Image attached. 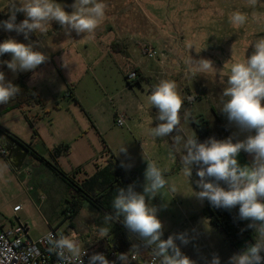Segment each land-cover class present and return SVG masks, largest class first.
<instances>
[{
	"label": "rangeland",
	"instance_id": "1",
	"mask_svg": "<svg viewBox=\"0 0 264 264\" xmlns=\"http://www.w3.org/2000/svg\"><path fill=\"white\" fill-rule=\"evenodd\" d=\"M56 2L62 4L65 11H72L71 5L74 0ZM104 2L108 6L106 17L91 34L77 35L72 31L69 36L57 22L53 21L49 33L44 35L31 33L26 40L23 34L5 31L0 27V31H5V34L0 35V42L14 38L25 44H33L34 50L48 56V60L38 66L35 74L30 71L28 84L35 88L36 95L42 101L43 110L51 112L50 118L53 116L56 118L58 115L65 117L60 118L59 124L54 119L55 122L50 126L46 117L44 121H39L34 117V112H31L27 114L30 120L26 117L23 119L22 116L17 118L3 116L1 126L12 130L19 140L27 144L32 142L38 152L47 159L48 150L58 145L60 140H65L72 147L71 155L61 157L58 164L65 173H71L72 166L76 164L81 165L84 171L91 172L93 164L102 163L108 154H111L119 164H130L133 167L139 164L144 172L147 166L143 159L144 152L146 156L156 160L160 167L168 170L165 174L167 179H182L181 182L188 186L190 193L200 191L194 175L189 184L181 169L174 170L168 137L153 140L149 135V128L158 123L154 119L158 110L152 108L147 100L152 86L157 84L156 81L152 79L149 83L142 81L139 85L128 86L123 72L117 67L119 56L111 50L110 45L115 41L116 33L127 32L128 35H132L127 42L133 60L140 62L143 67L150 68L155 61L161 59L163 43L167 42L168 36L179 38L175 44H171L170 39L168 43L170 46L173 45V49L179 55L172 61V65L180 61L184 66H179L178 70L171 64L168 67L162 64L159 80L175 81L179 93L181 88L182 98L194 97L193 102L196 104L205 99L203 105L217 107L221 100V92L216 86L221 85V77L217 78L213 76L214 74L193 76L185 65L184 58L191 53L187 44L193 43L197 50L204 48L197 54L212 60L214 66L230 69L232 63L242 61L251 55L253 51V47L249 46L251 42L264 37V0H258L255 8L249 7L247 0H104ZM8 3L9 0H0V21L7 20L11 14ZM235 11L248 16L247 22L239 28L234 27L229 21L230 15ZM16 14L21 18L19 20L16 15V23L25 19L23 13ZM138 44L151 45L156 50L157 57L147 58ZM170 50L171 48L167 51L168 54ZM192 50L196 54L195 49ZM10 59L9 54L0 56V61ZM64 61L67 66H64ZM0 71L12 73L5 64H0ZM157 75L155 73V76ZM185 85L191 87V95H188ZM69 88L73 92V97H69ZM74 101L78 102V105H74ZM54 103L62 108L59 114L53 110ZM67 104L72 107L70 111L64 108ZM37 111L42 110L37 108ZM121 113L125 115V126L122 128L116 126L114 122L115 114ZM225 122L227 124V121ZM181 126L187 134H192L193 129L189 120H183ZM36 134L38 137H34ZM122 144L127 147V154L117 155ZM104 149L107 153H104ZM3 159L0 156V217L5 225L14 223L12 207L20 205L21 211L17 216L29 226L31 238H37L49 230L46 222L57 232L65 230L68 227V219L63 213L66 192L61 193L58 188L60 186L55 187L54 183L48 182L52 193H47L46 200L41 204L40 210H37L31 196L25 190L28 188L26 179L14 177L5 179L13 174L5 171ZM24 166L33 169L27 159ZM136 172L134 170L125 174L129 179H134ZM42 176L48 178L43 173L38 178L41 179ZM34 181L35 179H32L30 182ZM139 181L142 185L145 183L144 179H138ZM61 185L66 188L64 184ZM163 202L158 199V204L164 212L166 209ZM103 219L105 220V215L88 203H83L81 210L72 220V229L81 236V241L88 244L97 240V231L103 224ZM107 224L112 226L116 221ZM223 243L222 240L214 247L212 245L206 247L194 241L187 256L196 264H206L213 254H216L220 258V264H228L229 258L237 251Z\"/></svg>",
	"mask_w": 264,
	"mask_h": 264
},
{
	"label": "clouds",
	"instance_id": "2",
	"mask_svg": "<svg viewBox=\"0 0 264 264\" xmlns=\"http://www.w3.org/2000/svg\"><path fill=\"white\" fill-rule=\"evenodd\" d=\"M248 6L255 8L258 0H247ZM10 16L0 21L5 31L23 34L27 40L31 33L41 35L49 32L51 23L57 22L70 36L72 31L77 35L93 33L106 17L107 4L104 0H74L72 11L67 12L56 0H9ZM23 13L25 19L16 23V13ZM248 20L240 11L233 12L230 23L239 28ZM253 47L250 56L231 64L226 82L224 74L214 66L210 59H194L190 54L185 60L189 72L197 74H216L221 77L222 106L219 111L226 117L228 125L235 126L237 133L226 139L218 140L209 137L199 142L196 134H187L181 126L182 119L188 121L190 113L181 114L185 100L177 91L173 80L162 79L152 86L147 97L149 105L155 107L158 121L151 126L149 135L156 140L171 137L172 158L179 153L181 172L190 184L193 168L196 169L198 192L193 195L200 201L207 200L216 208L231 211L238 207L237 219L248 221L247 228L254 231V243L242 251L233 254L228 264H264V37L251 42ZM187 48L197 50L193 43ZM9 54L10 60L0 61L12 73L33 72L48 60L43 52L34 50L31 43L25 44L14 38L0 42V56ZM233 55V49H232ZM64 66L67 64L64 61ZM21 89L6 80L5 73L0 71V105H6L20 93ZM189 101L194 97H188ZM153 118L150 119L152 125ZM243 139L238 138L244 134ZM127 147L122 144L118 154H127ZM241 151L252 157L250 164L241 165L238 156ZM147 166L144 171L143 191L135 190L130 184L118 188L111 202L112 212L105 216L104 223L119 221L127 229L134 243L130 250L117 254L120 264H132L142 248L151 249L153 264H196L181 251L177 244L187 245L190 237L186 232L172 234L163 239L164 225L159 219V209L151 204L158 195L163 197L165 190L174 193L176 185L166 178V168L143 152ZM126 169L130 164H121ZM224 185V186H222ZM226 186V187H225ZM174 195V196H175ZM173 196V197H174ZM110 229L99 227L97 240L107 238ZM49 251L54 253L59 264H84L83 257L88 255L84 245L75 232L69 235H48ZM87 264H116L109 261L103 253L93 252L88 256ZM206 264H220L218 255L213 254Z\"/></svg>",
	"mask_w": 264,
	"mask_h": 264
},
{
	"label": "crops",
	"instance_id": "3",
	"mask_svg": "<svg viewBox=\"0 0 264 264\" xmlns=\"http://www.w3.org/2000/svg\"><path fill=\"white\" fill-rule=\"evenodd\" d=\"M3 34H5V31H0V35H3ZM116 34H118V33H116ZM116 34H115V41H118L123 48V53H116L117 56H119V60L117 61V63L119 65L117 67L120 69L121 72H123V77L125 76V73L128 70H133V71L138 70L140 72V74L142 75V78H143L141 80V82L145 81L146 83H149L150 80L154 79L156 81V83H158L160 81L159 80L160 79V71L163 67L162 64H164V67H168V65H170V64L172 65V61H174V59H176L175 57H179V55L176 53V50L173 49V45L170 46L168 43V39H170L171 44H175L176 42H178L179 38L174 37L172 35H169L167 42L163 43L164 48L161 52V55L165 58V61H163L164 58L163 59L161 58V59H159V61H155L154 64L151 65L150 68L143 67V66H141L140 62H135L133 60L131 50L129 51V49H128V42L127 41H128V39L130 41V39H131L130 37H132V35H128L127 32H121L118 35H116ZM180 39H182V38H180ZM158 40H159V38H157L156 41H158ZM180 47H183V46L180 45ZM169 48H171V50L168 54L167 51H169ZM190 50H191V53H189V54L194 59L204 58L203 56H199L197 53L195 54L192 49H190ZM174 53H176V56L174 55ZM189 54H188V56H189ZM184 59H187V56H185ZM172 66L177 67V69L179 70V68H180L179 66L183 67L184 64L179 61L177 63H174ZM215 67L217 69H219L224 74L223 79L226 82L227 75L229 74V69H227L225 67L218 66V65H215ZM167 70H168V68H167ZM155 73L158 75L155 76ZM29 74H30V72H28V73L18 72L15 74H12L10 72H6L5 77H6V80H10L12 83L16 82L20 78L23 79L25 84L28 87L33 88L34 92L36 94L35 88L33 86H31L30 84H28L29 83L28 82V75ZM200 76L203 77L205 75L200 74ZM213 76H215L217 78L220 77L216 74H214ZM201 86H203V83H201ZM216 87L220 88L219 90L221 92L220 93L221 100L218 103V106H217L218 108L215 107L214 105L212 106L210 104L209 105H203L205 102V99L201 100L200 102H197V104L192 101L193 103H191L186 108V111L190 113L189 121H190L191 117L202 116L205 119V121L207 122L208 128L210 131H213L218 126V122L214 116L213 110L216 111L221 116V118L224 120V122L227 121L226 117L219 111L220 107L222 106V103H221L222 102V90H223L224 85L221 84V85H217ZM184 88L187 90L188 95L192 94V90H190L191 87L189 85H187V86L185 85ZM179 91L181 93V88L179 89ZM147 93H149V92L147 91ZM69 97H73V92H72V94L69 93ZM37 98L39 99L38 96H37ZM212 98H214V97H212ZM214 100H215V98H214ZM39 101H40L39 105H35V106L22 105L19 108L12 109L10 111L5 112L3 115L0 116V121H1L3 116H13L14 118H17L18 116H22L23 119H24V117H26L28 120H30L28 115L31 114V112H34V117L36 119H38L39 121H44V118L46 117V119L50 122L49 123L50 126H52L53 122H55L54 119H56L57 124L60 123V118L65 119V117H62L60 115H58L56 118L54 116L52 118H50V116L52 115L51 112H45L43 110V107H42L43 106L42 101L40 99H39ZM74 102H75L74 105H78V102H76V101H74ZM1 106L2 105H0V108H1ZM37 108H40L42 111L38 112ZM64 108L66 111H70L72 107L70 104H67V105H65ZM61 109H62L61 106H59L57 103H54L53 110L56 112V114H59ZM84 114H86V113H84ZM41 115H43V116H41ZM115 118H116V114H115ZM227 124H228V121H227ZM227 127H228L231 135L238 132V130L236 129L235 126H231V127L227 126ZM4 132L9 133L10 135H12L16 138V136L13 134L12 130H8V129L2 127L0 124V143H1L2 134ZM245 135H246V133L240 134L238 138L243 139ZM34 137H38V134H36ZM16 139L19 140L18 138H16ZM19 141L25 145H29L33 149V151H35L38 155L43 157L45 160L55 164L57 166V168L61 172H63L64 174L73 175L75 177V181H78L79 183L84 181V179L94 175L99 169H102L104 166H106V164L109 162V160H115L117 163V168L126 177H127V175L125 173L132 172L134 170L137 171L136 175L134 176V179H129V177H127V178L131 184L135 185L136 191L141 192L143 189V185L141 184V182L140 181L138 182V179H144V172H142V170H141L142 166L139 164H136L135 167L131 166L130 168L126 169L125 167H122L121 164H119V162L111 154H108L109 156L107 155L105 160L102 163L95 162L93 164L94 168L92 169L91 172L84 171V169L81 165L76 164V165L72 166L73 171L71 173H65L58 165L61 157H69L71 155V152H72V147H70L69 144H67L65 142V140H60L58 142V145H54L53 147H51L48 150L49 159L42 156L38 152L37 148H35V146L32 144V142H29L27 144L26 142H23L21 140H19ZM59 145H61V146L65 145L67 147V151L61 152L60 155L57 157H53L52 156V150L54 147L59 146ZM29 152H30V149H29ZM104 153H107V152H105V149H104ZM28 158H31V160ZM5 159L6 158L3 159L5 171L6 172L8 171V172L13 174V176L8 177V178L5 177V179H13V177L15 179H26L28 188H26L25 190L29 193L28 195L31 196L33 204L35 205L37 210H40L41 204L44 203V201L46 200L47 193L48 192L52 193V189H50V186H48L49 185L48 182L54 183L55 187L60 186L58 188H60L61 193L66 192V188H63V185H61L63 183L53 174V172L50 171L40 161L36 160L33 156L29 155V153L24 157V159L20 163V166L17 169L13 168L8 163V160L7 159L5 160ZM26 159L31 164L33 169H30L29 166H24L26 163ZM238 161L241 165L250 164L252 161V157L249 154L241 151V153L238 156ZM171 162H172V157H171ZM77 170H78V172H76ZM41 173L46 175L48 178L42 176V178L39 179L38 176ZM22 175H24V178H22ZM32 179H35V181L33 183L30 182ZM46 180H47V182H46ZM169 180L176 185L177 191L179 193L175 195L174 193L165 190L163 193V197L158 195L151 201V204L156 206L159 209L158 216H159V219L163 222L164 235H165L166 239L169 235L186 232L188 234V236L190 237V242L187 245H183V244H180V241H177V244L181 247V251L185 255H187V252L190 249V247L194 241L200 242L201 245L206 246V247H210L211 245L214 247L215 245H218L223 240V235L216 228H214L210 224L208 219L204 216L203 211H202L203 205H204L203 201L198 200L193 195V193H190L188 191V188H187L188 186L183 185V183L181 182L182 179L181 180L169 179ZM193 183H194V179H193ZM222 186H224V185H222ZM64 189H65V191H64ZM158 199L160 201H164L163 205H164L166 211L163 212L161 210L162 208L158 204ZM165 199L167 200L166 202H165ZM82 206H83V204H82ZM64 207H65V203L63 206V211L65 210ZM95 210L98 211L97 209H95ZM234 210L238 214V207L235 208ZM18 213H17V215H18ZM103 221L105 222L104 219H103ZM104 222H103V224H101V226L109 228L110 233H115L117 236L118 232H120V230H119L120 226H118L117 224L110 226ZM242 222L249 223L248 221H242ZM46 224H47V227L50 229V224L48 222H46ZM72 226H73L72 220L71 221L68 220V227L59 233L64 234V235H69L70 233L75 232L72 229ZM76 234H77L80 242L84 245L85 249L89 248L91 245L97 243L100 240V239L95 240V241L89 242L87 244V243H84L83 241H81V236L78 233H76ZM251 243L252 242L250 240H245V241L241 242L236 249L237 253L242 251L243 249H245Z\"/></svg>",
	"mask_w": 264,
	"mask_h": 264
},
{
	"label": "trees",
	"instance_id": "4",
	"mask_svg": "<svg viewBox=\"0 0 264 264\" xmlns=\"http://www.w3.org/2000/svg\"><path fill=\"white\" fill-rule=\"evenodd\" d=\"M17 17L19 20H21L18 15ZM31 38L35 39L33 36H31ZM110 46L113 52L123 53V48L118 41H113ZM135 73L136 79L134 81H127L126 77L124 76L128 86H132L133 84L139 85L143 79L138 70H135ZM13 84L17 85L21 91L15 97V99L11 100L8 104L1 106L0 116L7 111L19 108L22 105L35 106L40 104L34 89L28 87L23 79L20 78ZM68 92L72 94L71 88L68 89ZM183 99L185 102L181 112L182 115L186 108L193 101H189L186 97ZM213 113L218 122V126L213 131L209 130L208 124L202 116L190 118L191 126L199 142H204L209 137H215L218 140H222L231 136L229 129L221 116L214 110ZM168 141L170 150L172 152L171 137H168ZM25 146L30 149L29 155L33 156L36 160L44 164L66 186L65 210L63 213L65 216L66 212H70L69 217L65 216V218L70 221L73 220V218L78 214L82 208V204L85 202L90 204L105 216L107 214H111V202L116 195L117 189H126L128 185L131 184L128 178L119 171L115 160H109L106 166H104L102 169H99L94 175L84 179V181L79 183L78 181H75V177L73 175L64 174L57 168L55 164L45 160L43 157L33 151L29 145ZM66 151L67 147L65 145L56 146L52 150V156L57 157L61 152ZM179 156L180 154L177 153L176 158L173 159L174 170L181 169ZM76 172H78V170ZM193 175L197 178L196 180L199 179L196 176L195 168H193ZM203 203L204 205L202 211L204 216L208 219L210 224L223 235V241L227 246L232 249H237L239 244L245 240H250L252 243H254V231L247 228L248 223H244L236 218L237 213L234 209L228 211L225 209L216 208L212 206L207 200H204ZM116 224L120 226V232H118L116 238L119 248H131L132 245L136 243L135 238L130 237L129 232L121 222L116 221ZM162 238L166 239L165 235H163ZM95 246L100 248V243H95Z\"/></svg>",
	"mask_w": 264,
	"mask_h": 264
},
{
	"label": "built area",
	"instance_id": "5",
	"mask_svg": "<svg viewBox=\"0 0 264 264\" xmlns=\"http://www.w3.org/2000/svg\"><path fill=\"white\" fill-rule=\"evenodd\" d=\"M138 45L147 58L155 59L157 57L158 54L151 45ZM160 57L162 58L163 56L160 54ZM125 77L127 81H134L136 73L133 70H128L125 73ZM114 122L116 126L120 128L124 127L125 115L116 114ZM0 156L2 158L7 157V151L4 149L2 143H0ZM20 210V205L12 207L13 224L5 225L4 220L0 217V264H59L56 255L49 251L48 235L51 233L58 236L61 233L50 228L46 233L37 238H31L29 226L17 216ZM69 215L70 212H66L65 216L69 217ZM116 238L115 233H110L107 238L98 241L100 248H97L95 244L87 248L88 255L83 257L84 264H87L88 256L93 252L103 253L109 261H116V264H120L117 260V254L128 252L130 248L120 249ZM135 242L139 243L136 239ZM132 264H153L151 249L142 248L137 254V258L132 261Z\"/></svg>",
	"mask_w": 264,
	"mask_h": 264
},
{
	"label": "water",
	"instance_id": "6",
	"mask_svg": "<svg viewBox=\"0 0 264 264\" xmlns=\"http://www.w3.org/2000/svg\"><path fill=\"white\" fill-rule=\"evenodd\" d=\"M1 143L4 149L7 151L6 159L8 160V163L12 166V160H14V162H16L17 164L12 167L17 169L24 157L29 153V149L14 136L10 135L7 132H4L2 134Z\"/></svg>",
	"mask_w": 264,
	"mask_h": 264
},
{
	"label": "flooded vegetation",
	"instance_id": "7",
	"mask_svg": "<svg viewBox=\"0 0 264 264\" xmlns=\"http://www.w3.org/2000/svg\"><path fill=\"white\" fill-rule=\"evenodd\" d=\"M18 153H19V151H18ZM18 153H17V155H18ZM12 156V155H11ZM17 163L16 162H14V160H12V166H15Z\"/></svg>",
	"mask_w": 264,
	"mask_h": 264
}]
</instances>
